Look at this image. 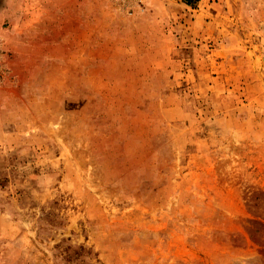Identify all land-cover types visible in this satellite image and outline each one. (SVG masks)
<instances>
[{"label": "rangeland", "instance_id": "obj_1", "mask_svg": "<svg viewBox=\"0 0 264 264\" xmlns=\"http://www.w3.org/2000/svg\"><path fill=\"white\" fill-rule=\"evenodd\" d=\"M0 264H264V0H0Z\"/></svg>", "mask_w": 264, "mask_h": 264}]
</instances>
